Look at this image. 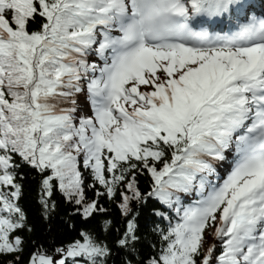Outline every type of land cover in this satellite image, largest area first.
Wrapping results in <instances>:
<instances>
[{
	"label": "snow or ice",
	"instance_id": "1",
	"mask_svg": "<svg viewBox=\"0 0 264 264\" xmlns=\"http://www.w3.org/2000/svg\"><path fill=\"white\" fill-rule=\"evenodd\" d=\"M0 264H264V0H0Z\"/></svg>",
	"mask_w": 264,
	"mask_h": 264
},
{
	"label": "trees",
	"instance_id": "2",
	"mask_svg": "<svg viewBox=\"0 0 264 264\" xmlns=\"http://www.w3.org/2000/svg\"><path fill=\"white\" fill-rule=\"evenodd\" d=\"M89 195H91V193H89ZM22 203L24 204L25 209L28 212L33 223L36 225L37 236H40L42 238V234L45 231V225L39 216L40 209L37 203V187L35 182L32 180L26 181V196L25 199L22 201ZM117 221L119 222L118 216H117ZM60 227H61L60 222L56 221V228L54 230H59ZM65 238H70V236Z\"/></svg>",
	"mask_w": 264,
	"mask_h": 264
}]
</instances>
